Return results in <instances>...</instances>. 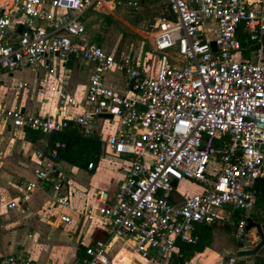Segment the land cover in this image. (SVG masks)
Here are the masks:
<instances>
[{
	"label": "built area",
	"instance_id": "2783aa9c",
	"mask_svg": "<svg viewBox=\"0 0 264 264\" xmlns=\"http://www.w3.org/2000/svg\"><path fill=\"white\" fill-rule=\"evenodd\" d=\"M144 2L0 0V71L41 66L55 74L56 63L78 60L94 66L81 100L59 84L51 86L63 103L84 107L82 113L32 114L0 102V125L49 135L79 127L90 136L97 117L109 114L122 124L117 132L98 136L101 156L106 151L125 156L127 174L109 200L100 196V205L83 212L87 222L106 227L111 238L86 245L83 256L69 264H131L135 259L170 264L179 242H197L200 224L218 223L233 226L238 243L223 264H254L237 249L247 239L251 247L260 240L247 226L264 178V0H166L168 14L149 24L141 55L85 39L83 19L90 10L138 11ZM238 31L249 46L242 45ZM111 74H120L123 83ZM36 156L42 165L35 179L21 181L23 195L9 202L8 210L29 209L36 189L51 191L56 205H71L58 149L38 150ZM94 167V161L88 164ZM182 180L198 183L201 190L175 201L174 182ZM61 220L74 224L69 214ZM116 240L127 244L130 255L111 254ZM0 264L40 263L24 246L1 257Z\"/></svg>",
	"mask_w": 264,
	"mask_h": 264
},
{
	"label": "crops",
	"instance_id": "0c3cea01",
	"mask_svg": "<svg viewBox=\"0 0 264 264\" xmlns=\"http://www.w3.org/2000/svg\"><path fill=\"white\" fill-rule=\"evenodd\" d=\"M93 71L94 66L82 60L56 63L55 74H49L41 66L23 67L15 73L1 70L0 102L8 106H18L32 114H80L84 107L63 103L51 90V86L59 84L71 96L81 100L87 92ZM25 72L29 73L28 76H25ZM85 76L89 80L83 91L79 90L78 93L74 88V81L76 77ZM110 78L117 83L124 81L120 74H111ZM21 82L26 85L20 87ZM92 127L95 135H108L122 129V124L117 117L102 116L94 119ZM52 149L54 147L50 144L49 134L25 128L7 129L0 125V258L25 246L29 255L40 264H69L76 257L83 256L86 245L109 241L111 238L106 227L98 222H87L83 215L87 206L100 205V196L109 200L127 174V158L111 151H106L92 169L86 165L72 164L59 157L58 167L64 177L63 191L71 200L69 207L56 205L51 191L36 189L27 202L29 209L8 210L7 204L13 200L18 201L23 195L24 186L21 181L35 179V172L42 165L37 159L36 151L42 150L48 154ZM105 161L111 163L115 169H108ZM104 170L112 175V179H95L96 174ZM190 181L176 182L173 200L182 201L185 196L200 191ZM181 187H190V193H183ZM63 214L71 215L74 224L63 222ZM223 230L228 231L216 226L212 246L204 252L189 255L185 264L222 263L236 249L234 243L229 246L226 243L227 247L223 245L218 249L216 244L220 231ZM125 247L127 244L122 240H116L111 254L130 255ZM131 264L144 263L135 259ZM170 264H180L179 258L173 256Z\"/></svg>",
	"mask_w": 264,
	"mask_h": 264
},
{
	"label": "rangeland",
	"instance_id": "374dc122",
	"mask_svg": "<svg viewBox=\"0 0 264 264\" xmlns=\"http://www.w3.org/2000/svg\"><path fill=\"white\" fill-rule=\"evenodd\" d=\"M167 14L168 8L166 0H145L143 7L138 11L117 10L110 14H106L92 9L85 14L83 19L87 26L85 39L87 41L97 40L103 44L106 49H112L118 44L120 52H133L136 55H141L142 40L148 37L147 31L150 29L149 24L153 21L154 17ZM148 47L147 44L145 53H147ZM24 74L28 76L29 73L25 72ZM88 80L87 76L76 77L74 81L76 92L79 93V90L83 91ZM105 164L108 169H115L108 161ZM95 179H112V175L104 170L98 172ZM190 182L193 187H198L201 190V186L198 183L194 181ZM189 190L190 187H181V191L185 194H189ZM254 214H258L259 216L264 215L263 204L256 206L252 212V215ZM226 243L228 246L233 243L237 246L238 243L232 231H220V237L216 244L218 249L223 245L227 247ZM209 253L210 251L208 254ZM259 254L264 255V247L260 250ZM254 259L255 257H253V260ZM223 263L224 261L219 264Z\"/></svg>",
	"mask_w": 264,
	"mask_h": 264
},
{
	"label": "trees",
	"instance_id": "16d2710c",
	"mask_svg": "<svg viewBox=\"0 0 264 264\" xmlns=\"http://www.w3.org/2000/svg\"><path fill=\"white\" fill-rule=\"evenodd\" d=\"M237 36L243 46H249L250 42L243 33L238 31ZM142 41H144V39ZM146 45L147 44L144 43L145 47ZM244 54L249 56L250 49L245 50ZM57 142L64 143V146L57 147L59 157L72 164L88 166V164L94 160V164L96 165L101 158V141L99 136L95 134L86 136L79 127H69L64 131L50 134L51 146L55 148ZM174 186L176 187V182H174ZM262 204L264 207V178L258 183L257 205L259 206ZM252 217H254V220L262 222L264 230V215L259 216L258 214H254ZM216 226L217 225L200 224L197 229L199 238L196 243H178L179 251L175 253L174 256L179 258L180 264H185L186 257L189 255L204 252L207 248L212 246L214 241L213 231ZM254 264H264V255L258 254L255 256Z\"/></svg>",
	"mask_w": 264,
	"mask_h": 264
},
{
	"label": "water",
	"instance_id": "95a60500",
	"mask_svg": "<svg viewBox=\"0 0 264 264\" xmlns=\"http://www.w3.org/2000/svg\"><path fill=\"white\" fill-rule=\"evenodd\" d=\"M19 30H22V26H20ZM213 48H216V44L213 41L212 42ZM104 117L112 118V115H104ZM261 149L264 152V144L261 145ZM218 227L224 228L228 231H232V227L230 225H225L224 223H218L216 224ZM248 231H254L257 230L260 240L259 242L254 246H252V241L250 239H247L244 242L245 247H238L237 249V254L239 256H246V257H255L259 254L260 250L264 247V230L262 227V224L258 221H255L253 218H249L248 220V226H247ZM233 233L235 230L232 231ZM237 248V246H235Z\"/></svg>",
	"mask_w": 264,
	"mask_h": 264
},
{
	"label": "flooded vegetation",
	"instance_id": "af4514ba",
	"mask_svg": "<svg viewBox=\"0 0 264 264\" xmlns=\"http://www.w3.org/2000/svg\"><path fill=\"white\" fill-rule=\"evenodd\" d=\"M259 222V221H258ZM261 222V221H260ZM262 223V222H261ZM235 230L234 227L232 226V231ZM253 259V258H252Z\"/></svg>",
	"mask_w": 264,
	"mask_h": 264
}]
</instances>
